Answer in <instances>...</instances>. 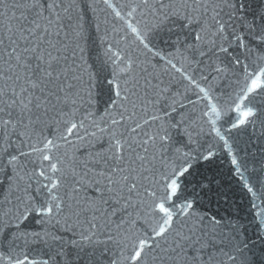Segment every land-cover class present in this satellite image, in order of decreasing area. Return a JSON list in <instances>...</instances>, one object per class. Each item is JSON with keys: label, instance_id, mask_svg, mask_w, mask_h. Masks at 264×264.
Instances as JSON below:
<instances>
[{"label": "snow or ice", "instance_id": "1", "mask_svg": "<svg viewBox=\"0 0 264 264\" xmlns=\"http://www.w3.org/2000/svg\"><path fill=\"white\" fill-rule=\"evenodd\" d=\"M0 264H264V0H0Z\"/></svg>", "mask_w": 264, "mask_h": 264}, {"label": "water", "instance_id": "2", "mask_svg": "<svg viewBox=\"0 0 264 264\" xmlns=\"http://www.w3.org/2000/svg\"><path fill=\"white\" fill-rule=\"evenodd\" d=\"M219 87H220L221 89H223V88H224V84L222 83L221 85H219Z\"/></svg>", "mask_w": 264, "mask_h": 264}]
</instances>
